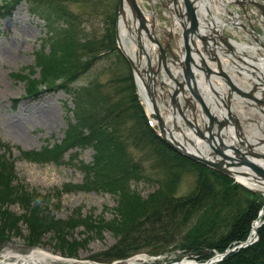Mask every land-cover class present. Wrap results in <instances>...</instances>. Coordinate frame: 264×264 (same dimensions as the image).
I'll return each mask as SVG.
<instances>
[{
	"label": "rangeland",
	"instance_id": "1",
	"mask_svg": "<svg viewBox=\"0 0 264 264\" xmlns=\"http://www.w3.org/2000/svg\"><path fill=\"white\" fill-rule=\"evenodd\" d=\"M40 1L44 7L53 8L47 11L49 14L46 18L28 9L29 4L38 5V0H20L9 13H0V148L10 152L5 158L13 168L15 181L31 192H39L47 197L45 208L57 220L66 221L70 216L81 218L89 214L91 219L100 222L111 220L114 216L118 219L115 210L117 197L109 191L78 187L64 192L61 190L59 193L60 189L66 186L63 183L80 184L82 181L83 173L77 165L59 164L50 160H33L21 155L20 151L38 148L47 141H59L67 119L74 118L71 111L73 105L69 92L62 87L43 88L35 95L25 96L23 79L11 75L15 71L26 72L27 66L34 62L35 50L42 44H44V50H47L46 38L48 36V39L57 38L61 28L68 29L63 36L69 40L68 36L71 34L76 41L74 44H89L95 51L106 48L109 42L102 37L106 33L105 25L108 17L115 14L117 0ZM144 5L147 9V5ZM62 11L66 13L65 17ZM216 23L221 24V21L216 20ZM260 38L264 44V33L260 35ZM245 40H236L233 44L240 50L239 46L245 43ZM74 51V60L78 61L83 53L78 47ZM125 65L117 47L116 52L114 49L100 54L84 70L79 68L81 72L67 83L68 90L81 91L84 86L90 84L89 87L93 88L98 101L97 108L103 109L109 102L119 100V97L128 92L123 86L126 80L118 79L125 74ZM34 68L36 70L34 76H37L39 67ZM136 85L134 84L135 91L140 93ZM102 98H104L103 101ZM106 98L109 100L105 103ZM114 128L130 160L137 162L139 172L137 178L129 179V188L137 192L141 199H145L153 191L159 193L157 205H161L165 201L162 197L171 196L178 199L192 193L198 180L204 177L201 171L188 162L180 159L169 160L171 158L155 151L149 143L138 136L130 118L122 116L116 119ZM72 149L70 154L76 155L78 163L90 160L93 154L91 146L84 149L80 147ZM66 156L67 152L63 154V158ZM209 177L211 187H219L218 182L212 176ZM259 194L263 198L260 192ZM142 205L144 213L152 209L148 204ZM9 208L16 213L23 211L17 204H12ZM229 211H232L230 206ZM132 220H138L141 227L150 226L151 223L143 213L137 214ZM194 221L195 217H192L183 224H179L178 238L172 236L168 242L163 241L156 249L145 247L119 259H111V253H107L109 248L118 244L119 231L114 232L112 229L102 227L96 234L85 230L86 227L80 221L76 222L72 228L63 225L61 229L64 239L75 244L82 241L83 243L78 244L74 250L68 247L62 250L56 245L55 230L52 228L44 230L38 236L37 243L29 242L26 239L27 228L20 222V231L9 232L5 235L6 237L0 236V256L9 252L13 257L10 256L8 259L15 261L17 255H25L32 249L40 248L53 255H59V259L49 262L50 264H68L65 260L73 261L71 258L77 259L73 264H163L162 262L179 259L189 260V254L183 253L176 241H179L183 230L191 227ZM86 236L89 237L85 238ZM192 259L195 258L192 256Z\"/></svg>",
	"mask_w": 264,
	"mask_h": 264
},
{
	"label": "trees",
	"instance_id": "2",
	"mask_svg": "<svg viewBox=\"0 0 264 264\" xmlns=\"http://www.w3.org/2000/svg\"><path fill=\"white\" fill-rule=\"evenodd\" d=\"M18 1L20 0H0V13H9ZM28 9L46 18L49 14L47 11L53 8L44 7V4L42 5L38 0V5L29 4ZM61 13L64 17L66 16L64 11ZM114 17L115 14L108 17L105 25L106 33L102 38L109 42L106 48L95 51L89 44H74L76 41L71 34L68 36L69 40L63 36L68 29L61 28L57 38L48 39L49 36L46 38L47 50H44V44H42L35 51L34 64L30 65L26 72L15 71L11 75L23 79L26 96L35 95L43 88L62 87L69 92L73 104L71 111L74 118L73 120L67 119L59 141L45 142L38 149L20 151L21 155L33 160H50L59 164L77 165L83 173L82 181L80 184L63 183L66 186L62 187L59 193L61 190L64 192L78 187L79 189L109 191L117 197L115 210L118 219L114 216L111 220L100 222L91 219L89 214L81 218L70 216L66 221L57 220L45 208L47 197L39 192H31L15 181L13 168L5 158L10 152L1 148L0 236L6 237L5 235L9 232L20 231L19 223L21 222L27 228L26 239L29 242L37 243L38 236L44 230L52 228L55 230L54 237L57 247L62 250L64 247L74 250L83 241L78 244L67 241L63 237L61 227L66 225L72 228L76 222L80 221L86 227L85 230L96 234L102 227L112 229L114 232L119 231L118 244L109 248L107 252L113 256H110L111 259H119L145 247L156 249L163 241L168 242L172 236L178 238L179 224L195 217V225L183 230L182 237L176 241V244L183 253L187 252L196 260L203 261L212 254L213 250L222 252L224 248L246 238L250 223L252 226L255 219L252 222L251 220L255 218L264 197L262 198L258 192L243 188L228 176L180 155L157 136L147 124L142 107L136 99L131 70L125 58L122 57L126 64V72L118 79L126 80L123 86L128 92L119 97V100L109 102L103 109L97 108L98 101L93 88L89 87L90 84L84 86L81 91L68 90L67 83L81 72L79 68L84 70L100 54L114 49L116 52L113 32ZM76 47L80 48L83 53L78 61L74 60ZM34 65L39 67L37 76L33 75ZM42 84L44 87H40ZM108 100L106 98L104 102ZM122 116L131 119L138 136L149 143L159 154L171 158L169 160L180 159L188 162L203 173L204 177L198 180L192 193L178 197V199L171 196L162 197L165 201L157 205L159 193L152 191L145 199H141L137 192L129 188V179L137 178L139 168L137 162L130 160L125 146L116 135L114 123ZM89 146L92 147L93 154L86 162L79 161L78 163L76 155L70 154L72 148L84 149ZM65 152L67 156L63 158ZM209 176L218 182L219 187H211ZM143 203L150 205L152 209L144 213ZM12 204H17L23 211L21 213L12 211L9 208ZM229 206L232 211H229ZM139 213H143L145 218L151 221L150 226L141 227L138 220H132ZM256 233L257 236L253 242L228 251L214 264H264V221L257 226Z\"/></svg>",
	"mask_w": 264,
	"mask_h": 264
},
{
	"label": "water",
	"instance_id": "3",
	"mask_svg": "<svg viewBox=\"0 0 264 264\" xmlns=\"http://www.w3.org/2000/svg\"><path fill=\"white\" fill-rule=\"evenodd\" d=\"M169 2L172 5L171 8L168 6ZM230 2L239 8L238 12L236 11L235 13L238 14L240 18H243L244 21L239 19L233 20L231 18L233 12L227 9L228 15H226L223 22L227 24L228 28L234 26L247 33L256 44L264 50V44L261 42L257 27L250 20V16L246 14L247 5L250 4L254 6L261 16L259 18V23L262 24V31L264 32V0H233ZM166 3H161V5L168 7L170 10L171 17H167V22L170 25L169 27H172L173 24L179 27L178 36L180 43L175 46L177 54L173 52L169 43V39H174L171 30H165L163 26L155 24L154 13H151V18L146 20L137 0L117 1L116 21L114 25V34L117 45L127 59L134 76L140 80L144 95H147L150 101L149 105L151 106L152 114L158 126L160 137L169 147L179 154L209 166L238 182L241 181L237 179V176H244L250 178L255 183L264 186V164L258 162L262 160L264 161V152L256 150L253 148L252 144L244 139L239 131L238 120L233 113L228 110L229 101L222 92L217 93L216 91L211 90L214 95L212 96V99L214 101H216V99L219 100L225 110L224 115L221 114V118L218 119L211 113L198 90L197 85L199 82L192 70L193 68L196 69L197 76L198 74L201 75L203 80L209 84L208 77L213 70L207 65L205 58L208 61H212L217 68V71L214 72L215 75H221L225 79L228 94L231 90L235 91L240 96L250 98L255 104L260 105L264 103V96L262 95L261 98H258L252 94V91L257 87L252 86L249 91L245 92L234 86L228 76H226L225 72L221 70L219 56L226 57L231 63H236L235 61L233 62V58H235L238 62L251 66L252 69L248 70L250 74H254L253 69L257 68L253 64H250V62H247L244 57H248L255 62H258L259 58L255 55L243 54L234 50L229 43V36L222 33L223 28L218 23L215 22L212 25L213 22L209 23L206 17L203 19L204 23L201 22L195 13L200 12L209 17L210 13L206 8H203L204 6H201L200 0H166ZM151 9L153 10L152 5ZM119 19L121 20L123 30H125L127 35V41L129 40L136 46L134 54L138 59L137 62H134L129 57L118 41L117 24ZM155 29L162 33V35H165L166 39L164 38L162 40L163 45L155 36ZM195 38L199 41V47L196 46ZM145 39L150 43H154L156 46V54L153 57V62H151L150 54L145 50ZM147 47L149 49L148 45ZM255 51H258L257 48H255ZM142 52H145V56L143 57L144 62H142V66H139V64H141L140 58ZM166 53L168 54V58ZM168 63L170 66L172 65V67L177 69L175 75L172 73ZM233 69L236 70V72L238 71L234 67ZM159 77H163L166 81H162L161 79L157 81L156 79ZM259 81L261 85H264L262 79H259ZM166 84H169L168 87L171 89V92L166 89ZM258 89L263 93V88L258 86ZM178 96H180L181 102H179ZM157 97L161 100L163 108H161V105L159 104L160 101ZM214 97L216 99H214ZM195 104H198L199 109H196V111L200 118L201 128H198L197 125L193 124L184 112V110H187V113L191 112L192 117H194ZM208 105L211 106L210 102ZM160 110L168 115L167 118L170 120V131L166 129L165 121L159 114ZM176 115L181 118L185 127L193 128V131L191 132L192 135L190 136L184 133L180 134L181 141H178L171 134L172 130L174 128L176 129L175 121L173 120ZM224 125L231 126L236 138L235 143H225L221 139L220 129ZM213 127L215 128V131L212 129ZM196 138H198V143L201 145V149H203L204 153L201 152L199 148H197L196 151L185 148L186 142L191 146L196 145V143H194V139L196 140ZM261 143H264V139L262 137H257L256 144ZM226 150L228 153L225 152ZM243 185L247 188H252L261 192V189L250 187L245 184ZM263 211L264 204L261 205L255 222ZM255 238L256 226L251 228L250 234L245 240L240 241L231 248H225L220 253L216 252L214 256L199 264H213L228 251L247 245ZM179 263L185 262L180 261Z\"/></svg>",
	"mask_w": 264,
	"mask_h": 264
},
{
	"label": "bare ground",
	"instance_id": "4",
	"mask_svg": "<svg viewBox=\"0 0 264 264\" xmlns=\"http://www.w3.org/2000/svg\"><path fill=\"white\" fill-rule=\"evenodd\" d=\"M202 5L204 6L205 5V3L204 2H202ZM208 5V4H207ZM143 7V6H142ZM204 8V7H203ZM145 9V8H144ZM211 15V14H210ZM125 16H126V14H125ZM212 16V18H211V21L212 22H216V20H217V22L219 21L220 22V20L218 19V17L216 16V15H211ZM222 21V20H221ZM209 22V21H208ZM117 32H118V41L120 42V44L121 45H123V48H124V51L126 52V53H134V50H135V48H134V44L132 43V42H130L129 40L127 41V40H125L124 38H123V36L125 35L124 34V31H123V27H122V24H121V20L119 19V21H118V24H117ZM242 45H245V46H242ZM242 45H238L239 47H241V48H243L244 50H245V48H246V43H244L243 42V44ZM248 45V44H247ZM250 49H252L253 50V47H251ZM145 50L146 51H148V47L146 46L145 47ZM148 54V53H147ZM141 56H145V52H142L141 53ZM129 57L132 59V58H135L136 57V55H133V54H130L129 55ZM262 63H258V65H254V66H256V68L258 69V71H261L262 69H263V66L261 65ZM243 69L244 68H240V70L243 72ZM263 71V70H262ZM137 80H136V84H137V86H138V89H139V92L140 93H142L143 94V88H142V85H141V83H140V80L138 79V78H136ZM162 80V81H166V79H164L163 77H159L158 79H156L157 81H159V80ZM161 81V82H162ZM166 85H168L169 86V84H166ZM197 87H198V89H200L201 90V93H206L207 92V87L206 86H203V84L202 83H200V84H198L197 85ZM169 92H171V89L169 88ZM143 96H144V101H145V103H146V105L148 106V108H150L151 106H149V99H148V97H147V95H144L143 94ZM179 97V96H178ZM180 98V97H179ZM181 100V99H180ZM166 116H168L167 114H165ZM166 120V119H165ZM173 120L179 125L180 123H182V121L180 120V117L178 116V115H176L174 118H173ZM185 127V126H184ZM166 129H168L169 131H170V128H169V125H166ZM185 129H186V133H187V135H192V131H193V128H189V127H185ZM172 133H174V138H176L178 141H181V138H180V136H179V134L176 132V131H174V130H172ZM171 133V134H172ZM192 137V136H191ZM215 138V137H214ZM194 143H196V145H193V146H191V145H187L186 144V146H185V144H184V146H185V148H187V149H190V150H192V151H196L197 150V148H199V150L201 151V152H203L204 153V151H203V149H201L202 147H201V145H199V143H198V138H196V140L194 139ZM225 152H227L228 153V151L226 150ZM258 162H261V161H258ZM231 167H232V165H231ZM237 179L238 180H240L242 183H244V184H246V185H250V186H252V187H254V188H257V189H261V194L263 195V197H264V186L263 185H261V184H259V183H255L254 181H252L250 178H248V177H244V176H237ZM258 225V223L257 222H255V220L252 222V226H251V228H253L254 226H257ZM13 257L12 255H10V253L9 252H6V253H3L1 256H0V264H50L49 262H51V261H57L58 259H59V255H53L52 253H49L48 251H45V250H43V249H40V248H35V249H32L28 254H25V255H17L16 257H15V261H13V260H11V259H8L9 257ZM66 262L65 263H70V262H72L71 260L69 261V260H65ZM172 264H177V263H172ZM185 264H196V263H193V261H185Z\"/></svg>",
	"mask_w": 264,
	"mask_h": 264
}]
</instances>
